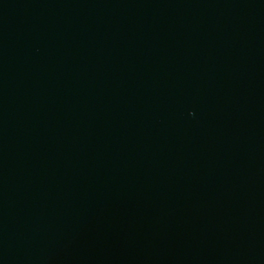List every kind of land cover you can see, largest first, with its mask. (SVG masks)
Returning <instances> with one entry per match:
<instances>
[{"label": "water", "instance_id": "95a60500", "mask_svg": "<svg viewBox=\"0 0 264 264\" xmlns=\"http://www.w3.org/2000/svg\"><path fill=\"white\" fill-rule=\"evenodd\" d=\"M0 264H264V0H0Z\"/></svg>", "mask_w": 264, "mask_h": 264}]
</instances>
